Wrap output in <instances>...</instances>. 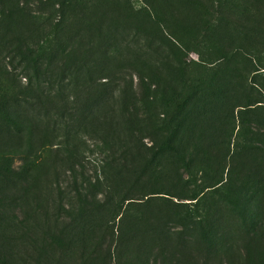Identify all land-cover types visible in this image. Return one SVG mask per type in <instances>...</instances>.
I'll list each match as a JSON object with an SVG mask.
<instances>
[{
  "label": "rangeland",
  "instance_id": "rangeland-1",
  "mask_svg": "<svg viewBox=\"0 0 264 264\" xmlns=\"http://www.w3.org/2000/svg\"><path fill=\"white\" fill-rule=\"evenodd\" d=\"M100 28L153 50L96 98H47L37 62L83 60ZM98 178L107 209L69 217ZM0 264H264V0H0Z\"/></svg>",
  "mask_w": 264,
  "mask_h": 264
},
{
  "label": "trees",
  "instance_id": "trees-1",
  "mask_svg": "<svg viewBox=\"0 0 264 264\" xmlns=\"http://www.w3.org/2000/svg\"><path fill=\"white\" fill-rule=\"evenodd\" d=\"M97 32L99 35L96 40L83 53H78L81 59L83 57V60H76L75 56L72 55L71 59L64 61L53 69L52 65L43 64L41 66L37 62L35 77L39 79V87L45 85V90L48 93L47 98L65 99L69 91L83 92L87 90V92H92L91 89L96 98L98 96L96 91L101 87L102 81H111L113 84L120 81L117 77L120 74L113 70V67L114 64L115 67L118 66V59L121 55H124L125 51L133 48L137 52L148 53L154 47V40L148 35L145 36L147 43L145 45L140 42L138 37L131 39L130 42V33L120 28H110L108 30L100 28ZM94 103H98V100H95ZM113 104L115 105L116 101H113ZM108 108V117L106 118V125L109 126L107 138L111 143L112 158L121 170L125 166L133 165L129 159L132 155L130 151L121 153V148L117 149L118 144L123 141L122 134L125 128L123 122L120 121L123 116L117 107L110 105ZM82 109L83 105L77 106L80 120L82 119ZM61 118H65V114ZM98 119L100 120V118ZM108 187L101 178L97 179L95 185L76 187L74 194L68 197L70 208L64 207L65 213L69 217H74L107 209L112 196L111 193L105 191ZM115 208L116 206L113 209Z\"/></svg>",
  "mask_w": 264,
  "mask_h": 264
}]
</instances>
